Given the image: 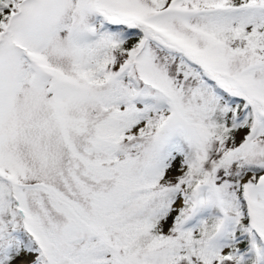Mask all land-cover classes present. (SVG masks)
I'll use <instances>...</instances> for the list:
<instances>
[{"label":"snow or ice","instance_id":"1","mask_svg":"<svg viewBox=\"0 0 264 264\" xmlns=\"http://www.w3.org/2000/svg\"><path fill=\"white\" fill-rule=\"evenodd\" d=\"M0 264H264V0H0Z\"/></svg>","mask_w":264,"mask_h":264}]
</instances>
